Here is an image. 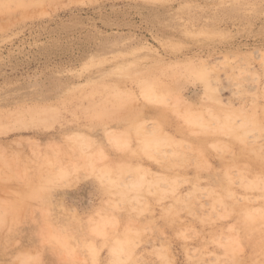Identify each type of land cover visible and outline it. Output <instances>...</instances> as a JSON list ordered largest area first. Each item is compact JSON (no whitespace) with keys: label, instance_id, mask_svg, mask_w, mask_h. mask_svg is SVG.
Wrapping results in <instances>:
<instances>
[{"label":"rangeland","instance_id":"374dc122","mask_svg":"<svg viewBox=\"0 0 264 264\" xmlns=\"http://www.w3.org/2000/svg\"><path fill=\"white\" fill-rule=\"evenodd\" d=\"M0 264H264V0H0Z\"/></svg>","mask_w":264,"mask_h":264}]
</instances>
